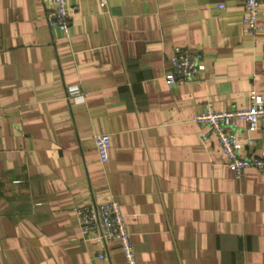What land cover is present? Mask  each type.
<instances>
[{"label":"crops","instance_id":"crops-1","mask_svg":"<svg viewBox=\"0 0 264 264\" xmlns=\"http://www.w3.org/2000/svg\"><path fill=\"white\" fill-rule=\"evenodd\" d=\"M50 1L0 0V264H100L103 249L124 264L75 217L112 200L137 264H264V176L235 178L193 122L205 103L264 101V0L254 35L244 0H67L68 38L46 25ZM175 47L200 54V78L165 83ZM235 134L260 154L258 132Z\"/></svg>","mask_w":264,"mask_h":264},{"label":"built area","instance_id":"built-area-1","mask_svg":"<svg viewBox=\"0 0 264 264\" xmlns=\"http://www.w3.org/2000/svg\"><path fill=\"white\" fill-rule=\"evenodd\" d=\"M100 7H106V0H99ZM222 7V6H221ZM245 32L254 35L258 32L260 3L258 0H244ZM46 25L51 30H57L63 37L70 36V22L67 0H51L45 12ZM200 54L187 48L175 47L169 58L170 71L164 76L168 86L179 85L195 80L202 75ZM77 87L68 88L69 95L77 93ZM249 106L246 109H233L218 112L210 103H205L201 113L193 117V122L206 129L201 134V141L205 142L208 135H213L226 158L227 167L235 178L241 179L245 170L253 168L264 176V101L261 94L251 91L248 96ZM239 122H245L249 131L259 133L260 154L243 157L240 153L235 131ZM94 147L101 164L108 161L110 136L100 133L94 136ZM75 217L82 238L89 240L92 232L98 230L95 238L104 246L116 242L120 248L124 264H137L135 252L126 229L124 216L117 201H110L100 206L89 205L77 208ZM100 264H111L105 249L96 253Z\"/></svg>","mask_w":264,"mask_h":264}]
</instances>
